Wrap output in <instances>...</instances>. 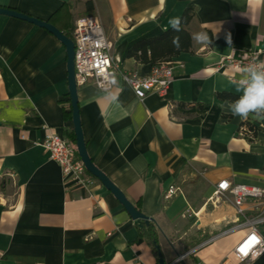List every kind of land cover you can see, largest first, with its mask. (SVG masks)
<instances>
[{
    "label": "crops",
    "instance_id": "crops-1",
    "mask_svg": "<svg viewBox=\"0 0 264 264\" xmlns=\"http://www.w3.org/2000/svg\"><path fill=\"white\" fill-rule=\"evenodd\" d=\"M65 2L73 27L78 17H97L120 71L138 75L152 65L128 50L193 7L186 25L192 45L173 57L164 94L140 99L119 73L109 90L92 82L77 87L87 152L153 218L167 264H264V253L242 262L234 253L251 226L245 218L264 212V198H247L239 215L228 194L212 197L222 179L264 188V117L241 119L228 108L231 101L216 96L242 95L235 83L241 74L216 70L221 56L260 50L264 61V0H0V6L48 21ZM201 31L210 45L193 39ZM66 59L65 46L48 30L0 15V264H156L113 194L97 178L87 187L67 184L42 146L45 127L67 138L73 130L64 116L72 112ZM244 120L252 135L239 133ZM170 185L179 189L166 200ZM255 227L264 235V222Z\"/></svg>",
    "mask_w": 264,
    "mask_h": 264
},
{
    "label": "built area",
    "instance_id": "built-area-1",
    "mask_svg": "<svg viewBox=\"0 0 264 264\" xmlns=\"http://www.w3.org/2000/svg\"><path fill=\"white\" fill-rule=\"evenodd\" d=\"M72 40L74 42V78L77 86L92 82L101 90H109L113 85L115 73H119L134 94L142 99L152 91L164 94L173 80V69L176 63L173 58L153 64L145 75L120 71L119 63L113 60L110 53L111 42L107 39L100 20L95 16L86 15L75 20ZM260 55V50L223 55L217 62L216 70H230L241 74V69L249 64L264 62ZM260 126L264 125L260 124ZM239 133L252 135L253 132L247 123H243ZM21 137H25V134L22 133ZM42 146L48 152L49 158L60 167L62 177L67 184L87 187L92 183L93 177L86 171L67 137L47 126L44 128ZM178 189L175 185L168 186L163 198L166 200L171 198ZM226 194L230 197L237 214L242 215L244 201L247 198L261 200L264 198V188L222 179L215 185L212 197L218 199ZM262 222H264V212L245 218L244 223H249L251 226L234 247V253L239 261L252 260L264 253V235L255 227V224Z\"/></svg>",
    "mask_w": 264,
    "mask_h": 264
},
{
    "label": "trees",
    "instance_id": "trees-1",
    "mask_svg": "<svg viewBox=\"0 0 264 264\" xmlns=\"http://www.w3.org/2000/svg\"><path fill=\"white\" fill-rule=\"evenodd\" d=\"M71 10V4L65 2L48 19V22L52 23L60 30H64L66 36L69 38H72L71 31L73 30V24L71 22ZM192 17L193 7L190 6L184 10L181 17L179 18L181 21V30L179 32L174 31L172 27H170L160 35L140 39L128 50L127 55L129 57H134L139 62L150 63L153 65L160 61L169 60L181 52L189 51L192 43L191 36L186 29V25H188ZM174 37L179 38L178 47L173 44ZM216 96L221 99H228L231 102L239 99V96L226 92L217 93ZM64 116L72 118V112H64ZM243 123L247 122L245 121L242 122V124ZM249 129H251L252 132H255V129L252 125H249ZM66 135L68 136L70 143L74 146L76 151L74 131L72 130ZM91 176L95 178L93 175ZM134 206L141 211L140 201H137ZM136 226L138 229V238H144L145 241L150 245L156 258V264H159L158 251L160 247L158 244V235L154 223L150 221L148 225H143L140 227L138 224H136Z\"/></svg>",
    "mask_w": 264,
    "mask_h": 264
},
{
    "label": "water",
    "instance_id": "water-1",
    "mask_svg": "<svg viewBox=\"0 0 264 264\" xmlns=\"http://www.w3.org/2000/svg\"><path fill=\"white\" fill-rule=\"evenodd\" d=\"M0 15H7L10 17H14L17 19H21L30 23H33L37 26L45 28L54 36H56L65 46L66 49V69H67V82H68V92L70 98V104L72 108V124L73 131L75 134V146L78 157L84 164V167L87 172L97 178L103 186L109 190L113 196L123 205L125 210L128 212L133 221L138 224V226L148 225L150 221L153 220L151 216L144 214L142 211L138 210L132 202H130L124 193L110 180V178L100 169L98 168L92 159L90 158L85 139L83 136L81 122H80V114L78 108V99H77V84L74 78V42L72 38L66 36V34L57 28L52 23L47 20H42L40 18L30 16L26 13L18 11L16 9L1 7L0 6ZM158 247V245H157ZM158 263L159 264H167L164 260L162 252L159 248L158 251Z\"/></svg>",
    "mask_w": 264,
    "mask_h": 264
},
{
    "label": "clouds",
    "instance_id": "clouds-1",
    "mask_svg": "<svg viewBox=\"0 0 264 264\" xmlns=\"http://www.w3.org/2000/svg\"><path fill=\"white\" fill-rule=\"evenodd\" d=\"M174 31L181 30V21L174 18L170 21ZM193 39L200 44L210 45V36L206 32H198L193 35ZM231 44L230 35L227 37ZM173 44L179 46V38H173ZM237 91L242 92L239 99L228 102V108L233 115L241 119H247L250 114L264 117V62L252 63L241 69V78L235 81Z\"/></svg>",
    "mask_w": 264,
    "mask_h": 264
}]
</instances>
